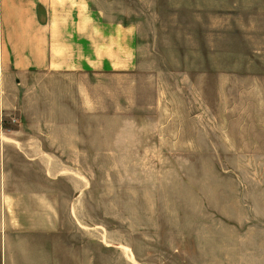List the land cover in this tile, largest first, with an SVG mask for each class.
<instances>
[{
  "label": "rangeland",
  "instance_id": "obj_1",
  "mask_svg": "<svg viewBox=\"0 0 264 264\" xmlns=\"http://www.w3.org/2000/svg\"><path fill=\"white\" fill-rule=\"evenodd\" d=\"M113 1L138 17L127 68L0 94L2 221L37 232V264H264L261 31L189 0Z\"/></svg>",
  "mask_w": 264,
  "mask_h": 264
},
{
  "label": "crops",
  "instance_id": "obj_2",
  "mask_svg": "<svg viewBox=\"0 0 264 264\" xmlns=\"http://www.w3.org/2000/svg\"><path fill=\"white\" fill-rule=\"evenodd\" d=\"M189 1L196 15H216L215 28L243 30L248 38L261 31L264 44V0ZM117 5L113 0H0V94L9 91L11 79L30 74L127 68L135 60L139 23L137 15L123 22L124 10ZM5 185L0 176L4 196ZM1 221L0 216V264H37L28 256L38 247L30 240L37 232L13 231L5 215Z\"/></svg>",
  "mask_w": 264,
  "mask_h": 264
}]
</instances>
